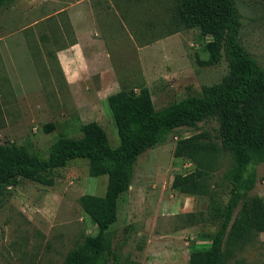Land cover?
Here are the masks:
<instances>
[{
    "label": "rangeland",
    "instance_id": "374dc122",
    "mask_svg": "<svg viewBox=\"0 0 264 264\" xmlns=\"http://www.w3.org/2000/svg\"><path fill=\"white\" fill-rule=\"evenodd\" d=\"M174 1L92 3L96 26L87 34L100 42V48L81 45L77 51L89 60L97 51L99 55L106 52L103 62L91 65L103 72L112 68L113 75L105 72L99 78L93 71L91 78L72 80L70 89L54 51L59 42L69 41L71 30L62 32L52 23L55 18L50 13L56 5L51 0H11L1 6L0 143L21 145L45 156L57 137H79L81 124L93 120L114 147L118 137L105 100L109 94L145 85L158 109L198 93L203 84L219 81L227 66L223 58L215 64L204 63L208 36H200L197 28L168 32L174 29L169 24ZM234 2L240 22L238 41L264 67V0ZM49 123L52 129L46 131ZM212 127L213 122H200L196 129L175 128L161 144L137 157L131 183L118 200L117 219L110 227L118 264H187L190 244L198 242L197 233L207 225L189 223L186 214L204 211L208 198L170 188L175 173L193 168L187 159L173 157L172 149L178 138L200 129L212 132ZM252 170L254 181L248 194L264 201V161ZM51 176V185L18 179L3 193L0 264H61L69 248L96 232L77 198L84 193L102 195L106 175L90 176L86 160L72 159ZM226 264H264V232L233 251Z\"/></svg>",
    "mask_w": 264,
    "mask_h": 264
},
{
    "label": "trees",
    "instance_id": "16d2710c",
    "mask_svg": "<svg viewBox=\"0 0 264 264\" xmlns=\"http://www.w3.org/2000/svg\"><path fill=\"white\" fill-rule=\"evenodd\" d=\"M11 0H0V7ZM169 24L197 28L205 43L204 63L226 62L219 81L203 84L198 93L154 108L145 85L122 87L106 97L118 144L109 145L106 132L96 121L80 126L76 138L57 137L45 156L24 146L0 143V200L18 179L52 184L51 173L72 159H84L90 176L106 175L102 195L84 193L80 209L96 226L69 248L61 264H118L110 228L117 219V204L128 189L137 157L161 144L175 128L207 129L178 138L173 157L187 159L193 168L175 173L170 188L188 195H205L204 211L186 214L189 223H205L189 246L187 264H226L233 251L257 233L264 232V201L248 194L254 181L253 166L264 161V67L240 45L239 15L234 0H175ZM46 131L52 124L44 126ZM223 194L226 196L223 198Z\"/></svg>",
    "mask_w": 264,
    "mask_h": 264
},
{
    "label": "crops",
    "instance_id": "0c3cea01",
    "mask_svg": "<svg viewBox=\"0 0 264 264\" xmlns=\"http://www.w3.org/2000/svg\"><path fill=\"white\" fill-rule=\"evenodd\" d=\"M103 0H51L52 4L56 5L55 10L50 13V16H54L53 24L56 25V29L62 32L67 31L71 36L69 41L59 42L54 51L55 60L58 64L60 73L65 81V84L70 89L74 84L72 80L91 78L93 71L99 73L98 77L102 78L106 72L107 76L113 75L112 68L107 70L95 69L91 64L103 62L106 58V52L99 55L97 51L93 60H89L81 50V45L88 48H100V42H97L95 38L90 37L87 33L95 25L94 21V3L97 5L99 2L104 5ZM107 13V12H105ZM112 14V13H111ZM94 26V27H95ZM63 35H65L63 33ZM65 43V45H62ZM82 43V44H81ZM101 46L103 44L101 43ZM103 49V48H102ZM104 52V51H103Z\"/></svg>",
    "mask_w": 264,
    "mask_h": 264
}]
</instances>
